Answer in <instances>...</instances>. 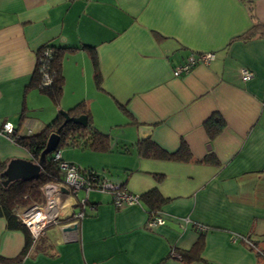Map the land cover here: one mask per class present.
Listing matches in <instances>:
<instances>
[{
    "label": "crops",
    "instance_id": "crops-1",
    "mask_svg": "<svg viewBox=\"0 0 264 264\" xmlns=\"http://www.w3.org/2000/svg\"><path fill=\"white\" fill-rule=\"evenodd\" d=\"M256 21L264 24V0H0V122L36 134L59 110L84 101L111 149L71 146L61 151L63 159L124 183L130 193L156 187L172 198L158 211L165 224L151 228L145 202L117 207L108 192L74 196L60 189V209L70 216L62 223H76L75 231L68 237L50 225L38 244L31 237L21 264H264L241 238L264 245V34L241 37ZM45 43L68 47L58 105L30 86ZM200 52L215 59L174 75ZM245 68L253 72L248 81ZM214 113L225 128L211 139L205 122ZM147 138L168 152L185 141L193 159L141 156L136 145ZM212 154L217 164L199 162ZM0 158L33 160L3 136ZM201 236L202 258L183 260L180 253ZM25 246L24 231L0 217V255L14 259Z\"/></svg>",
    "mask_w": 264,
    "mask_h": 264
},
{
    "label": "trees",
    "instance_id": "trees-1",
    "mask_svg": "<svg viewBox=\"0 0 264 264\" xmlns=\"http://www.w3.org/2000/svg\"><path fill=\"white\" fill-rule=\"evenodd\" d=\"M261 34H264V24L260 21H256L252 30L245 35H241V37L249 39L250 37ZM67 49L68 47L56 46L51 43H45L41 46L37 53V65L30 84V86H35L39 88L41 92L49 95L56 105L59 104L63 93L64 75L62 72V59L64 51ZM89 49L95 65L96 82L97 85L100 86L101 76L97 54L94 47L89 46ZM202 53L205 52L191 53L182 64L186 63L192 54L196 55L198 58ZM199 64H203V62L198 58L194 65H192L191 70ZM80 116L87 117L86 125L68 119V117L72 118ZM205 128L209 137L215 139L225 128V121L219 113H214L206 120ZM54 132H57L60 137L58 149H62V147L65 146L79 147L82 149L90 148L92 150L100 151H109L111 149V139L92 124L89 106L84 101L79 102L68 111L59 110L56 118L41 132L31 135H20L16 138V143L26 148L31 153L34 161H38L42 151L46 147L49 136ZM136 148L141 156L157 160L188 162L193 159L189 145L185 141L181 142L178 150L175 152L164 150L151 138L140 140L137 143ZM124 150L127 152L129 149L124 148ZM53 154L54 153H50L45 156L44 166L38 178L27 181L18 180L8 185H4L3 181L6 178L2 175L7 162L0 158V217H4L7 220L8 228L21 229L26 234V246L22 253L14 259H8L0 255V264H21L23 257L31 247V235L29 229L22 223L19 217V210L36 203H42L45 200L42 191L43 186L49 183L60 184L64 181V174L59 167V163L54 160ZM199 162L217 164L218 160L212 154L203 158ZM87 170L93 171L91 169ZM96 173L98 176L102 177L98 172ZM155 178L158 181H162L164 175L155 174ZM121 186L125 187V184L122 183ZM171 200V197L164 196L156 187L140 195V201L142 203H147L149 206L150 214L160 211L162 207ZM203 246L204 242L201 236L193 248L181 252L180 255L183 260L192 262L193 260L202 258L201 252ZM257 254L263 258L259 253Z\"/></svg>",
    "mask_w": 264,
    "mask_h": 264
},
{
    "label": "built area",
    "instance_id": "built-area-1",
    "mask_svg": "<svg viewBox=\"0 0 264 264\" xmlns=\"http://www.w3.org/2000/svg\"><path fill=\"white\" fill-rule=\"evenodd\" d=\"M199 59L202 60L203 64L210 63L214 58L215 54L212 52H205L198 56ZM196 55L192 54L188 61L184 64H180L174 69V75L180 76L181 74L190 72L192 65L198 60ZM241 75L244 81H248L253 77V72L247 68L241 70ZM21 134L16 130L15 125L10 121H2L0 122V136H3L11 141L16 142V138H18ZM54 160L59 163V167L64 174V181L62 184L64 187L68 189V192L74 196H77L78 192L81 190H86L87 193L90 191H99L105 193H111L113 195V203L117 207H121L123 204L132 205L135 203H140V196L137 194L130 193L122 187L121 184H116L105 177H100L94 171H90L87 169H82L81 167L72 164L68 161H65L62 158L61 149H56L53 152ZM59 183H49L42 187L43 195L45 198L44 203H36L25 208L22 212L19 213V217L22 223L29 229V232L32 237V245L44 235L46 229L50 225L59 224L62 229L65 226L62 222L68 220L70 217H66L64 212L60 209V203L58 199V194L60 193ZM62 190V189H61ZM68 193V194H69ZM85 200H83V204ZM84 212L81 211L77 217H83ZM73 218V217H71ZM186 222L190 220L185 219ZM165 224L164 217L159 214V212L150 214L148 226L151 228L161 226ZM73 227H77L72 225ZM197 228L200 231H206L208 227L204 225H198ZM75 231L72 229L71 231H66L67 236L70 237V232ZM66 235V234H65ZM242 240L248 245V247L255 250L264 258V250L260 249L251 239V237H241Z\"/></svg>",
    "mask_w": 264,
    "mask_h": 264
},
{
    "label": "water",
    "instance_id": "water-1",
    "mask_svg": "<svg viewBox=\"0 0 264 264\" xmlns=\"http://www.w3.org/2000/svg\"><path fill=\"white\" fill-rule=\"evenodd\" d=\"M68 119L83 125L87 124L86 116L68 117ZM59 141V134L57 132L52 133L49 136L46 147L42 151L38 161L22 158L11 159L7 163L5 170L2 172V175L6 178L3 181L4 185H8L18 180L27 181L38 178L44 166L45 156L53 153L58 148ZM61 189L64 192H68V189L64 186H61ZM72 229H76V227L67 226L64 227L63 231H71Z\"/></svg>",
    "mask_w": 264,
    "mask_h": 264
},
{
    "label": "rangeland",
    "instance_id": "rangeland-1",
    "mask_svg": "<svg viewBox=\"0 0 264 264\" xmlns=\"http://www.w3.org/2000/svg\"><path fill=\"white\" fill-rule=\"evenodd\" d=\"M71 148V146H65V147H62L61 151L63 152L64 149H69ZM83 194V192L81 193ZM44 202V201H43ZM245 237H249V236H245ZM255 244H257L258 247H260V249L264 250V245L263 246H259V243L257 241H255L254 239H251ZM250 248V247H249ZM252 249V248H251ZM264 259V258H263Z\"/></svg>",
    "mask_w": 264,
    "mask_h": 264
}]
</instances>
